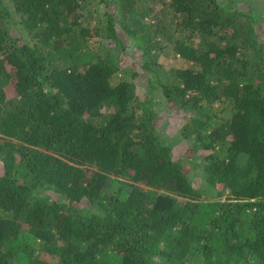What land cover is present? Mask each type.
<instances>
[{
	"label": "trees",
	"instance_id": "16d2710c",
	"mask_svg": "<svg viewBox=\"0 0 264 264\" xmlns=\"http://www.w3.org/2000/svg\"><path fill=\"white\" fill-rule=\"evenodd\" d=\"M0 264H264V0H0Z\"/></svg>",
	"mask_w": 264,
	"mask_h": 264
},
{
	"label": "rangeland",
	"instance_id": "374dc122",
	"mask_svg": "<svg viewBox=\"0 0 264 264\" xmlns=\"http://www.w3.org/2000/svg\"><path fill=\"white\" fill-rule=\"evenodd\" d=\"M169 121L172 123V124H175L177 127H180V123H178L177 121V117L174 113L170 114L169 118L167 120H164L162 125L163 127L167 130L169 128ZM192 147H189V148H186V150H184L183 152V157L184 159H186L187 161L189 162H192V161H195L193 155H192ZM190 155V157H189ZM192 155V156H191Z\"/></svg>",
	"mask_w": 264,
	"mask_h": 264
}]
</instances>
